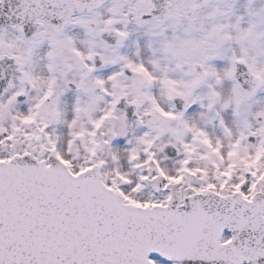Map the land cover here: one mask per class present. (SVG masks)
<instances>
[{
	"label": "snow or ice",
	"instance_id": "6c2138e0",
	"mask_svg": "<svg viewBox=\"0 0 264 264\" xmlns=\"http://www.w3.org/2000/svg\"><path fill=\"white\" fill-rule=\"evenodd\" d=\"M0 264H264V0H0Z\"/></svg>",
	"mask_w": 264,
	"mask_h": 264
}]
</instances>
